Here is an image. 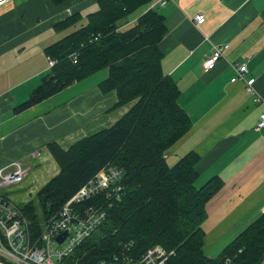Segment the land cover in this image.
I'll list each match as a JSON object with an SVG mask.
<instances>
[{"label":"crops","instance_id":"1","mask_svg":"<svg viewBox=\"0 0 264 264\" xmlns=\"http://www.w3.org/2000/svg\"><path fill=\"white\" fill-rule=\"evenodd\" d=\"M151 0L121 22L127 25L149 8L163 15L166 32L158 46L161 68L175 80L177 102L187 113L188 131L165 151L168 166L189 151L198 153L200 188L217 176L222 183L204 202V254L217 258L242 230L264 213V129L256 127L264 112V0ZM97 0H5L0 3V169H26L21 182L2 193L25 205L59 170L48 145L67 150L80 138L114 124L130 103L110 109L115 90L103 93L101 69L72 82L56 94L21 112L13 108L40 83L48 63L43 49L84 25ZM74 28L53 25L75 13ZM196 14L204 21L194 22ZM73 27V26H72ZM226 44L211 69L202 62L213 48ZM38 51V53H37ZM245 63L244 80L230 81ZM247 82L252 90L247 91ZM200 180V182H199ZM209 180V181H210ZM260 264H264V256Z\"/></svg>","mask_w":264,"mask_h":264},{"label":"trees","instance_id":"2","mask_svg":"<svg viewBox=\"0 0 264 264\" xmlns=\"http://www.w3.org/2000/svg\"><path fill=\"white\" fill-rule=\"evenodd\" d=\"M50 1L58 5L67 0ZM150 1L97 0V9L87 13L84 25L44 47L45 56L54 63L13 112L30 108L101 69H107V76L99 82L100 90L116 93L110 109L131 105L110 127L80 138L67 150L55 143L48 145L60 170L33 201L23 206L29 229L35 236L41 225L38 214L47 219L99 170L114 166L123 171L125 195L115 201L97 228L104 236L98 237L95 231L78 245L80 264L109 258L129 242L132 245L127 254L133 259L160 244L175 252L165 264H218L225 256L233 257L237 264H260L264 256V213L217 258L206 256L202 250L203 205L208 192L216 191L222 183L213 176L195 188L199 158L195 151L186 153L173 166L163 157L190 126L187 113L177 102V84L161 68L163 53L158 43L166 32L164 17L155 7L149 8L119 29L121 22ZM81 18L75 12L53 28L64 31ZM95 35L99 37L94 40ZM74 52L76 62L71 58Z\"/></svg>","mask_w":264,"mask_h":264},{"label":"built area","instance_id":"3","mask_svg":"<svg viewBox=\"0 0 264 264\" xmlns=\"http://www.w3.org/2000/svg\"><path fill=\"white\" fill-rule=\"evenodd\" d=\"M5 0H0V3ZM166 0L160 2L163 5ZM195 23L204 21L203 14L193 17ZM99 35L93 36L97 39ZM226 44L213 48L212 52L202 62L203 70L211 69L222 56ZM73 62L77 53L71 55ZM49 66L54 61L47 58ZM247 71L245 63H241L230 79L234 82L244 80ZM247 91L252 90V83L247 82ZM256 127L264 129V112L257 120ZM165 157V153L163 154ZM14 169H0V189L19 183L26 174L19 164L14 163ZM123 171L114 166L99 170L94 178L79 187L61 207L50 216L36 235L29 229L28 221L23 215L24 205L16 204L5 194H0V264H63L77 249L78 245L89 237L107 219L108 210L115 201L125 195L122 184ZM66 231L62 242L57 236ZM132 243L123 245L118 253L109 258H102L93 264H165L175 255L174 250H167L160 244L148 247L137 259L127 254ZM240 251V250H239ZM218 264H237L233 257L225 256Z\"/></svg>","mask_w":264,"mask_h":264},{"label":"rangeland","instance_id":"4","mask_svg":"<svg viewBox=\"0 0 264 264\" xmlns=\"http://www.w3.org/2000/svg\"><path fill=\"white\" fill-rule=\"evenodd\" d=\"M77 26V25H76ZM75 26H73V27H71V28H74ZM70 28V29H71ZM63 33H65V31H63ZM37 53H38V51H37ZM199 182H200V180H199ZM2 190H3V188H1L0 189V193H2ZM36 195V194H35ZM31 198H32V196H31ZM31 198H30V196H29V199L28 200H30V201H33L34 200V198L31 200ZM25 206V205H24ZM23 213V212H22ZM23 215H25V214H23ZM50 217H48L47 219L46 218H43L42 216H39V214H38V219H39V223L43 226V224L49 219ZM28 221V220H27ZM30 224V222L28 221V225ZM183 228H185L186 227V224H183V226H182ZM101 229H97L96 230V235L98 236V237H102V236H104V234H101ZM60 243V242H59ZM78 250V249H77ZM77 250L66 260V261H64V263L63 264H80V257L81 256H77V254H76V252H77ZM83 255H85V253L84 254H82V256Z\"/></svg>","mask_w":264,"mask_h":264},{"label":"water","instance_id":"5","mask_svg":"<svg viewBox=\"0 0 264 264\" xmlns=\"http://www.w3.org/2000/svg\"><path fill=\"white\" fill-rule=\"evenodd\" d=\"M66 231H63L60 235L57 236V241L58 242H62V240L64 239V237L66 236Z\"/></svg>","mask_w":264,"mask_h":264}]
</instances>
